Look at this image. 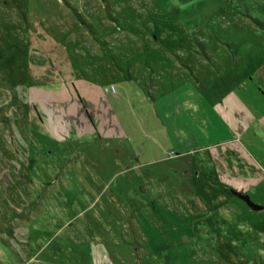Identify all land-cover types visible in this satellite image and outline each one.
Masks as SVG:
<instances>
[{
    "label": "rangeland",
    "instance_id": "1",
    "mask_svg": "<svg viewBox=\"0 0 264 264\" xmlns=\"http://www.w3.org/2000/svg\"><path fill=\"white\" fill-rule=\"evenodd\" d=\"M262 85L264 0H0V264H264Z\"/></svg>",
    "mask_w": 264,
    "mask_h": 264
},
{
    "label": "water",
    "instance_id": "2",
    "mask_svg": "<svg viewBox=\"0 0 264 264\" xmlns=\"http://www.w3.org/2000/svg\"><path fill=\"white\" fill-rule=\"evenodd\" d=\"M232 192L237 195L238 197H240L241 199H243L249 207H251L252 209L254 210H262L264 209V205H261V204H258L257 202H255L250 194L248 193H245L243 191H240V190H236V189H233L232 188Z\"/></svg>",
    "mask_w": 264,
    "mask_h": 264
},
{
    "label": "crops",
    "instance_id": "3",
    "mask_svg": "<svg viewBox=\"0 0 264 264\" xmlns=\"http://www.w3.org/2000/svg\"><path fill=\"white\" fill-rule=\"evenodd\" d=\"M259 90L264 94V85H262L261 87H259ZM257 123H259V124H257L258 125V128H261L262 129V132H263V135H264V122L262 121L261 123H260V121H257ZM262 126H261V125ZM231 138H233L234 139V141H236V140H238L237 138H239V137H231ZM230 139V138H229ZM239 141H242V139H240ZM243 146V145H242ZM232 152H235V150L233 149V151ZM228 153H230V151L228 152ZM256 159H257V157H256ZM259 160V159H258Z\"/></svg>",
    "mask_w": 264,
    "mask_h": 264
}]
</instances>
